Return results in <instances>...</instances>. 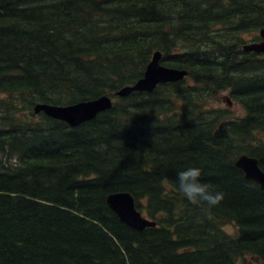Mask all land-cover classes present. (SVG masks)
I'll list each match as a JSON object with an SVG mask.
<instances>
[{"label":"trees","instance_id":"obj_1","mask_svg":"<svg viewBox=\"0 0 264 264\" xmlns=\"http://www.w3.org/2000/svg\"><path fill=\"white\" fill-rule=\"evenodd\" d=\"M263 27L264 0H0V264H264V190L236 165L264 171V56L242 51ZM158 51L189 76L117 97ZM102 96L78 127L34 112ZM187 166L225 194L210 219L173 186ZM119 192L158 226L124 224Z\"/></svg>","mask_w":264,"mask_h":264},{"label":"water","instance_id":"obj_2","mask_svg":"<svg viewBox=\"0 0 264 264\" xmlns=\"http://www.w3.org/2000/svg\"><path fill=\"white\" fill-rule=\"evenodd\" d=\"M261 42L245 44L243 50L251 53L264 54V28L260 30ZM162 53L156 52L152 61L147 66L144 76L134 85L122 88L118 97H128L133 92L152 93L159 85L176 83L186 79L189 75L187 70L169 68L161 63ZM227 107H232L230 97L224 98ZM113 99L103 96L95 100L79 102L69 106H56L50 104H37L34 108L36 114L45 113L47 116L68 123L71 127H78L86 122L94 120L99 114L111 109ZM246 175L247 179L254 180L264 190V171L259 166V161L249 155H241L236 161ZM110 208L119 216L122 222L128 226L143 231L148 227H155L156 222L148 219L138 210L135 198L127 192L110 194L107 198Z\"/></svg>","mask_w":264,"mask_h":264},{"label":"clouds","instance_id":"obj_3","mask_svg":"<svg viewBox=\"0 0 264 264\" xmlns=\"http://www.w3.org/2000/svg\"><path fill=\"white\" fill-rule=\"evenodd\" d=\"M202 169L187 166L175 171L172 181L175 190L188 203L200 206L201 212L211 218L212 210L218 207L225 198L224 192L202 179Z\"/></svg>","mask_w":264,"mask_h":264},{"label":"rangeland","instance_id":"obj_4","mask_svg":"<svg viewBox=\"0 0 264 264\" xmlns=\"http://www.w3.org/2000/svg\"><path fill=\"white\" fill-rule=\"evenodd\" d=\"M257 35H258V32H257V33H256V32H252V33L247 34V35L245 36V38H246V40H247L248 42H250V41H253L254 38L257 37ZM227 96H228V93H227V92L221 94V95L218 97V99L216 100V102L214 103V105H215L216 107L227 108V107H226V104H225V102H224V98H226ZM231 110H232L237 116H244V114H245L244 110H243L240 106H238V105H236V104H233V105H232ZM240 264H243V263H240ZM256 264H260V263L257 262Z\"/></svg>","mask_w":264,"mask_h":264},{"label":"bare ground","instance_id":"obj_5","mask_svg":"<svg viewBox=\"0 0 264 264\" xmlns=\"http://www.w3.org/2000/svg\"><path fill=\"white\" fill-rule=\"evenodd\" d=\"M258 41V40H257ZM142 212V211H141ZM142 214L145 216V214L142 212ZM119 217V216H118ZM148 218V217H147ZM148 219H150V218H148ZM121 220V219H120ZM150 220H152V221H154V222H156V226L155 227H157L158 226V222L157 221H155V220H153V219H150ZM124 223V222H123ZM125 224V223H124ZM127 225V224H126ZM128 226V225H127ZM130 227V226H129ZM132 228V227H131ZM134 229V228H133ZM136 230V229H135ZM138 231V230H137Z\"/></svg>","mask_w":264,"mask_h":264}]
</instances>
